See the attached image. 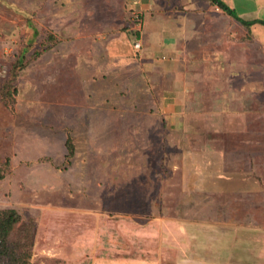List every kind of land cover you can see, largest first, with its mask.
Wrapping results in <instances>:
<instances>
[{
    "label": "rangeland",
    "instance_id": "1",
    "mask_svg": "<svg viewBox=\"0 0 264 264\" xmlns=\"http://www.w3.org/2000/svg\"><path fill=\"white\" fill-rule=\"evenodd\" d=\"M124 1L0 0V85L22 57L0 95V209L33 219L29 264H264V69L177 72L167 47L136 51Z\"/></svg>",
    "mask_w": 264,
    "mask_h": 264
},
{
    "label": "crops",
    "instance_id": "2",
    "mask_svg": "<svg viewBox=\"0 0 264 264\" xmlns=\"http://www.w3.org/2000/svg\"><path fill=\"white\" fill-rule=\"evenodd\" d=\"M170 1V3L168 0L124 1L128 8H133L140 11L143 16V22L142 24H140V28L135 29L139 34L136 39L140 42H138L139 47L140 44H143L140 53H142L143 50H147L150 48L152 50L158 47H167L165 49H169L170 57H172V66H176L177 72H179V69L181 72H183L184 66L189 69H192L195 72H204L209 74H227V68L232 69V71L236 70L239 73L241 71H245L244 68L246 67L249 68L247 70L248 72L253 73L259 72L260 65L264 69V60H260L261 57H264V39H262L260 35L262 29H264V24H260L258 22L253 23L252 25H250L251 27L248 30L247 26L243 25V23H241L239 20H237L233 16L228 15L226 12L218 8L211 2V0ZM223 1L229 7L233 8L236 14L244 20L258 19L264 21V0ZM171 3L172 6H170ZM204 3H206V6H204ZM177 16H179V18ZM170 18L178 19L177 21L179 22L174 25L178 28V30H172V35L167 38H164V36L160 37L157 34V29H159L160 31L161 29H165L166 27H168L165 22L170 20ZM155 21H157L158 23L156 24H159L160 26H153V23ZM146 24H149V29L146 28ZM254 27L256 34L253 33ZM168 30L170 31V29ZM168 46L170 48H168ZM139 47H135L136 51H138ZM198 56L199 58H197ZM181 57L183 59L178 60ZM191 57H194V59L192 58L193 60H191ZM196 65H200L203 68L194 69ZM206 78L209 79L208 83L204 85L206 88L209 87L214 91L219 90L220 92H223L226 89L225 87H227V85L225 84L226 82H228L227 80H221L217 83L215 82L214 75ZM221 78L222 77L220 75V79ZM210 80H212V82ZM231 82H233V80ZM236 83L237 82H234L233 87ZM258 83L259 81L255 80L251 82V84H247L246 87H258ZM213 84H215L216 86ZM243 85V83H239V85L236 84L235 88H242ZM228 86L230 87V85ZM187 88L189 89L190 87ZM174 89L176 90V88ZM176 91L178 94V103H181L180 97L182 95V92L179 91V89ZM220 95L219 97L221 100L223 99L224 102L227 101V93H222V95ZM255 100H259V95L255 97ZM243 109H246L248 111L247 108ZM177 114L181 113L176 112L175 115ZM228 114L229 111H227V115ZM211 115L220 116V121L222 122L221 117L222 115H224V113L221 111L213 112L209 115V117ZM247 116V121L251 123V121H253V114L249 112ZM262 117L263 114L261 115V122H263ZM182 121H184V118ZM183 126H185L186 128V123ZM261 126L255 127L251 126L250 124L248 126L245 125V127L248 128V131L245 130L247 131L245 135L241 133L242 140L245 141V139H247V137L250 135L249 133H251L252 135H254L253 145H256V147H258L257 138L262 133L263 127ZM225 127L226 126L223 127L224 130ZM237 129L238 128L236 127V129L231 128L230 130L237 131ZM219 226L234 227L224 222H221ZM153 263L155 264V262Z\"/></svg>",
    "mask_w": 264,
    "mask_h": 264
},
{
    "label": "trees",
    "instance_id": "3",
    "mask_svg": "<svg viewBox=\"0 0 264 264\" xmlns=\"http://www.w3.org/2000/svg\"><path fill=\"white\" fill-rule=\"evenodd\" d=\"M211 2L224 12L230 14L246 26L259 22L264 24L263 20H244L239 17L235 10L229 7L223 0H211ZM136 37L139 36L136 30H133ZM22 57H18L14 67L11 69L9 79H5L0 85V95L6 101L14 99L17 88L13 84L17 78V69L15 66L21 64ZM66 154L65 159L74 154V144L70 134L65 139ZM34 221L31 218L27 220L13 208L0 209V264H29L33 247Z\"/></svg>",
    "mask_w": 264,
    "mask_h": 264
},
{
    "label": "built area",
    "instance_id": "4",
    "mask_svg": "<svg viewBox=\"0 0 264 264\" xmlns=\"http://www.w3.org/2000/svg\"><path fill=\"white\" fill-rule=\"evenodd\" d=\"M135 47H139V43H136V44H135Z\"/></svg>",
    "mask_w": 264,
    "mask_h": 264
}]
</instances>
